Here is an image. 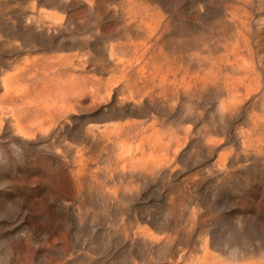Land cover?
<instances>
[{
  "label": "rangeland",
  "instance_id": "374dc122",
  "mask_svg": "<svg viewBox=\"0 0 264 264\" xmlns=\"http://www.w3.org/2000/svg\"><path fill=\"white\" fill-rule=\"evenodd\" d=\"M0 264H264V0H0Z\"/></svg>",
  "mask_w": 264,
  "mask_h": 264
}]
</instances>
